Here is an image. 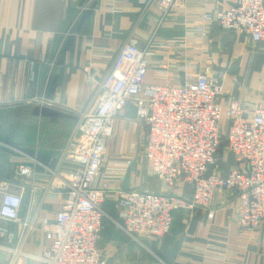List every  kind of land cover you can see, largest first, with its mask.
<instances>
[{
  "label": "crops",
  "instance_id": "1",
  "mask_svg": "<svg viewBox=\"0 0 264 264\" xmlns=\"http://www.w3.org/2000/svg\"><path fill=\"white\" fill-rule=\"evenodd\" d=\"M238 2L178 0L162 21L155 0H0V179L20 187L21 218L53 220L63 204L66 190L54 185V176L73 167L64 150L95 108L98 82L118 50L132 40L139 47L149 45L147 83L179 86L187 75L220 69L227 74L223 103L264 107V43L200 19L204 11ZM202 25L207 37L199 31ZM166 41L174 42L162 48ZM125 110L126 117L114 122L107 152L110 157L134 153V162L114 186L124 192H161L144 152L147 128L132 103ZM222 129H228L225 118ZM218 155L219 174L227 176L237 161L225 144ZM20 165L31 166L30 173L19 175ZM176 190L188 194L191 187L183 182ZM119 198L112 192L104 205L99 250L109 264H264V226L249 243L240 242L236 201L228 193L210 208L176 210L166 236L140 242L115 222ZM0 226L17 232L20 224L0 219ZM36 237L26 251L40 255L48 243L42 232ZM7 257L0 250V264Z\"/></svg>",
  "mask_w": 264,
  "mask_h": 264
},
{
  "label": "built area",
  "instance_id": "2",
  "mask_svg": "<svg viewBox=\"0 0 264 264\" xmlns=\"http://www.w3.org/2000/svg\"><path fill=\"white\" fill-rule=\"evenodd\" d=\"M155 1L163 21L178 0ZM200 19L215 21L225 30L247 32L253 42L264 43V0H239L228 9L204 11ZM199 31L209 35L205 25ZM173 42L161 47L169 48ZM148 48L139 47L135 40L124 44L98 82L95 108L85 114L76 140L63 153L73 167L54 176V185L66 190V198L53 220L22 219L20 187L0 179V219L20 224L17 232L0 226L6 264H109L99 243L104 205L116 191L120 210L115 222L139 242L166 236L176 210L210 208L226 193L236 201L233 211L240 242L249 243L264 226V107L238 100L223 103L227 74L220 69L187 75L179 86L147 83ZM128 103L147 128L144 152L161 192H124L114 186L134 162V153L110 157L107 152L114 122L126 117ZM223 118L228 123L225 133ZM223 144L237 161L227 176L219 174ZM31 169L20 165L18 174L28 175ZM183 182L190 185V193L176 190ZM209 215L213 217L214 211ZM39 232L48 243L43 253L27 252V244Z\"/></svg>",
  "mask_w": 264,
  "mask_h": 264
},
{
  "label": "rangeland",
  "instance_id": "3",
  "mask_svg": "<svg viewBox=\"0 0 264 264\" xmlns=\"http://www.w3.org/2000/svg\"><path fill=\"white\" fill-rule=\"evenodd\" d=\"M40 237H38V239H39ZM37 239V237L35 238V240Z\"/></svg>",
  "mask_w": 264,
  "mask_h": 264
}]
</instances>
